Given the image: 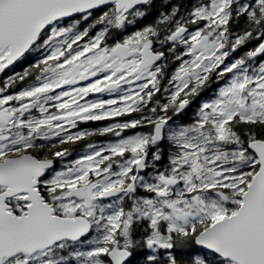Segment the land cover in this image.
Wrapping results in <instances>:
<instances>
[{
  "label": "snow or ice",
  "instance_id": "6c2138e0",
  "mask_svg": "<svg viewBox=\"0 0 264 264\" xmlns=\"http://www.w3.org/2000/svg\"><path fill=\"white\" fill-rule=\"evenodd\" d=\"M18 64L0 264H264V0H0Z\"/></svg>",
  "mask_w": 264,
  "mask_h": 264
},
{
  "label": "flooded vegetation",
  "instance_id": "af4514ba",
  "mask_svg": "<svg viewBox=\"0 0 264 264\" xmlns=\"http://www.w3.org/2000/svg\"><path fill=\"white\" fill-rule=\"evenodd\" d=\"M187 2V0H185V3ZM238 55V53H237ZM13 71H21V67L20 65L18 64L14 69H10L8 70L6 73H1L0 75V80L6 78L7 75H11ZM216 81L213 80V83H215ZM216 86L214 87V89L209 93V95H206V93L204 94V98L205 99H208V98H211L213 95H214V90H218V83L216 82ZM223 85V82H219V86H222ZM97 96H99L100 94H95ZM105 97H106V94H105ZM194 107V106H193ZM191 115V112H189V116ZM183 118H187V117H183ZM105 123L107 122H95V124H93L94 126H103ZM93 125H89V127H93ZM100 140H104V138H99ZM71 159V157L69 158Z\"/></svg>",
  "mask_w": 264,
  "mask_h": 264
},
{
  "label": "trees",
  "instance_id": "16d2710c",
  "mask_svg": "<svg viewBox=\"0 0 264 264\" xmlns=\"http://www.w3.org/2000/svg\"><path fill=\"white\" fill-rule=\"evenodd\" d=\"M244 48H241L240 50H239V52H238V55H242L243 54V52H244ZM217 84H216V82L215 83H213L212 82V84L210 85V89L209 90H207L205 93H206V95H209V93L214 89V87L216 86ZM94 126V125H93ZM102 138V137H101Z\"/></svg>",
  "mask_w": 264,
  "mask_h": 264
},
{
  "label": "water",
  "instance_id": "95a60500",
  "mask_svg": "<svg viewBox=\"0 0 264 264\" xmlns=\"http://www.w3.org/2000/svg\"><path fill=\"white\" fill-rule=\"evenodd\" d=\"M0 75H1V73H0Z\"/></svg>",
  "mask_w": 264,
  "mask_h": 264
}]
</instances>
